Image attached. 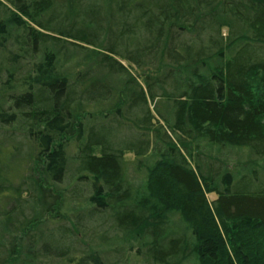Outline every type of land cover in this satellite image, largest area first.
Segmentation results:
<instances>
[{"label": "trees", "instance_id": "obj_1", "mask_svg": "<svg viewBox=\"0 0 264 264\" xmlns=\"http://www.w3.org/2000/svg\"><path fill=\"white\" fill-rule=\"evenodd\" d=\"M0 130L28 148L0 141V264L88 263L63 244L77 223L40 231L66 219L71 164L85 207L145 240L148 264H182L188 233L197 264H264V0H0ZM225 147L247 151L249 174L210 154Z\"/></svg>", "mask_w": 264, "mask_h": 264}, {"label": "rangeland", "instance_id": "obj_2", "mask_svg": "<svg viewBox=\"0 0 264 264\" xmlns=\"http://www.w3.org/2000/svg\"><path fill=\"white\" fill-rule=\"evenodd\" d=\"M78 1L84 2L85 6L87 5V2L89 3V0H78ZM62 2L64 1L60 2V7L63 4ZM223 33L226 35L227 29H224ZM67 45L71 49V51L69 50V53L75 54V52L72 50L73 49L76 50V48L72 44L71 45L67 44ZM118 60L121 61L126 66V68L131 72V74L134 75L135 77L139 78L144 74L143 70H140L135 66L134 67L131 66V64L127 60L123 58ZM118 79L117 78L112 79V83L116 86L117 90H119L120 92L121 89H123V81L120 78ZM140 81H142V78ZM109 82L111 83V79H109ZM122 92L120 94V99L121 101L122 100L126 101L127 96ZM130 94L132 95V92ZM7 136H11L12 140L14 141L15 144H17L16 146H18L20 150L27 151L28 148L26 147V144L25 142H23L24 140L22 137H20L19 133L10 132L7 135L4 131L0 130V141L5 142V144L9 145L11 144L12 140L11 141L6 140ZM3 138H5V140H2ZM205 152L207 153L208 150L205 149ZM210 154L216 159L225 162L227 168L230 171H232L234 174H239L241 172H244L245 174H249L251 171V166L248 164V161L251 158L249 157L247 151L244 149H237L235 147H225V148H220L219 150L212 149L210 151ZM21 156L22 155L20 154V157ZM125 160L127 162L126 167H127L129 180L134 186L135 190L138 191L139 193V191L142 189L144 185L145 172H142L141 167L137 166L138 165L137 159L135 158L134 153L127 152L125 154ZM6 163L7 161L3 160L0 163V165H4ZM246 164L247 166H245ZM73 169L74 166H72L71 164L67 177L65 178L64 182L59 186V191L61 192L60 194L61 195L64 194V196L66 197L64 209L60 211L61 213L66 215V219L59 220L53 218L54 219L53 220L52 217L48 215L47 217L49 218L46 217L47 219L45 220V222H43V224H41L42 226H40V231H42L41 234L48 236L49 235L56 236L57 233L61 234L60 230L62 229L59 228L60 224H65L68 227H71L73 226L72 223H77L78 226L77 231L79 234L75 233L69 237L67 236L63 237L65 238L66 241L63 244L66 245L69 244L73 254H75L77 257L78 256L81 258L84 257L85 258L84 261L88 262L87 264H148L146 262L147 259L145 258V246H144L145 240L141 239L137 234L123 235L120 231L112 228V223L108 218H105V216H95V214L91 213L92 211L90 208L85 207L84 201L85 199L88 198L91 191L89 187L86 188L84 187L86 185L75 186L76 183L73 180L74 179ZM21 173L24 174V172L22 171ZM23 196L24 199H27L29 193L27 194L23 193ZM216 198L217 197L215 194L208 195L209 201H213ZM33 211L34 209L27 208L24 212H22L23 213L22 216L17 215L15 219L21 225L23 223L28 224V222L31 221L35 215ZM74 215L76 216L79 215L80 218L77 219V217H74ZM40 217H43L42 213L40 214ZM2 218L3 216L0 217V221H2ZM167 219H168L167 223L170 228H174L175 230H178L177 233H181V232L184 233L185 222L182 220L180 214L169 213ZM37 234L41 235L39 233ZM1 235H2V230L0 229V236ZM187 236L188 238L186 240L187 243L186 245L189 254L184 256V258L182 259L183 260L182 264H197L196 258L194 256L197 243L192 234L188 233ZM0 253H2L1 249H0ZM1 255L2 254H0V257ZM91 255L95 257L98 261L95 260L93 262ZM40 264H65V262L64 260L59 259L58 256H54L53 258H42Z\"/></svg>", "mask_w": 264, "mask_h": 264}]
</instances>
